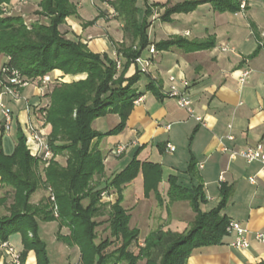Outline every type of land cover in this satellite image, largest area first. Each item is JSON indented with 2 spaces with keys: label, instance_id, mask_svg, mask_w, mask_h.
I'll list each match as a JSON object with an SVG mask.
<instances>
[{
  "label": "crops",
  "instance_id": "0c3cea01",
  "mask_svg": "<svg viewBox=\"0 0 264 264\" xmlns=\"http://www.w3.org/2000/svg\"><path fill=\"white\" fill-rule=\"evenodd\" d=\"M111 1L115 0H104L103 9L96 6L99 15L93 24L82 20L84 29L79 27V31H75L66 24L70 21L68 17L60 31L61 28L69 33L75 31L93 54L108 53L116 61L112 41L120 45L130 40L125 38L120 20L111 15ZM193 1L200 3L192 11L172 13L166 21L161 20L170 8ZM243 1L246 9L232 13L216 11L204 0H148L152 10L148 20L150 43L155 47L172 39L184 41L169 50H157L154 55L149 53L150 47L143 51L142 55L150 59L151 66L149 74L141 75L138 82H144V89L136 90L142 102L134 105L121 134L96 140L93 144L102 153L105 166L98 183L106 186L135 158L141 164L156 165L160 169L159 184L151 193L146 190L145 182L155 185L154 175L156 178L159 175L154 171H140L136 179L123 187L122 206L128 213L134 211L133 228L138 229L142 241L154 232H185L194 221L196 214L190 203L170 197L171 177H178L182 187L203 186L206 196V202L201 205L203 212L217 208L222 199L221 189L226 186L229 194L221 214L228 221L236 220L250 232V247L230 246L236 233L227 231L221 245L196 249L187 264H264V245L254 239L255 233L264 234V168L258 162L249 164L240 157L231 156L257 145L264 136V0ZM39 4L35 12L40 10ZM77 17L81 20L79 15ZM207 42H212L213 46L192 49L193 45ZM225 48L228 51H224ZM8 60L0 54V73ZM245 69L252 72L241 85L239 78ZM136 72L135 65L131 64L126 77ZM59 74L55 80H60L63 73ZM172 76L190 82L194 117L179 108L177 101L168 95L170 84L167 80ZM2 93L0 84V105L3 103L10 109L13 124L10 133L5 132V118L0 112V153L10 155L19 144L20 132L23 133L28 124L43 128L37 113L50 99L42 97L35 84L22 91V100ZM196 117L202 118L206 126ZM120 122L118 114H107L97 119L93 127L100 133H107ZM43 132L49 137L50 125H46ZM230 135L232 140L228 138ZM4 142L10 145L5 148ZM118 145L126 146V151L111 159ZM168 145L175 151L168 152ZM64 159L67 160V156H61L58 162ZM191 163L196 165L192 174L188 171ZM108 191L113 193L112 197L117 196L114 188ZM10 243L14 244L12 240ZM28 258L36 259L33 252ZM8 262L6 253L0 249V264ZM26 264H29L28 259Z\"/></svg>",
  "mask_w": 264,
  "mask_h": 264
},
{
  "label": "trees",
  "instance_id": "16d2710c",
  "mask_svg": "<svg viewBox=\"0 0 264 264\" xmlns=\"http://www.w3.org/2000/svg\"><path fill=\"white\" fill-rule=\"evenodd\" d=\"M9 1L0 0V4ZM204 1L219 12L242 11V0ZM199 3L176 5L167 10L161 20L166 21L172 13L192 11ZM109 5L123 25L125 38L130 40L120 45L112 41L123 62L122 71H118L116 62L108 53L93 54L81 41L70 43L62 40L60 27L68 17L76 14L69 0H42L38 14L45 16L47 23L35 27L31 33L21 23V17L0 20V54L9 58L3 67L18 70L33 81L55 71L63 73L60 82L66 77L76 78L70 83L58 82L50 92L51 101L46 108L45 120L51 127L48 137L50 150L54 158L67 152L66 166L53 158L40 172L39 165L44 161L32 157L22 132L12 154L0 153V185L12 186L16 191L13 203L7 208L8 214L0 216V246L10 243L12 235L20 234L21 250L10 244L21 255L22 264H26L30 252L34 253L36 264H51L46 245L38 235L39 222H57L58 239L69 248L79 247L81 264H138L140 261H145V264H187L196 249L221 245L227 234L230 221L221 214L229 194L226 186L221 189L222 199L217 208L203 212L201 205L206 202L203 186L182 187L178 184V177H171L170 197L188 201L196 214L191 227L182 233L154 232L145 239L143 247L137 245L136 251H129L130 246L138 242L140 232L130 227L131 215L122 206L123 187L136 179L140 171H154L159 175L158 178L154 175L155 185L145 182L146 190L151 193L159 184L160 169L156 165L141 164L135 158L109 186L101 189L100 181L95 183L94 179L103 177L105 166L102 153L93 144L96 140L124 131L134 101L141 95L134 89L141 74L137 71L127 78L126 73L143 51L152 46L148 40V20L152 10L148 0H145L146 8L142 14L137 0H115ZM183 41L172 39L158 43L155 48L158 51L169 50ZM212 46V42H207L193 45L192 49ZM107 114H118L121 122L107 133H100L93 124ZM195 167L191 163L188 171L192 174ZM40 182L54 192L58 217L52 214V203L46 202L40 207L29 203ZM113 188L117 193L116 200L105 202L101 194ZM4 198L0 197V206L5 205L7 200ZM85 201L87 205H83ZM106 206L110 208L111 238L96 244L95 227L98 224L94 217ZM64 228L69 231L66 235L62 234ZM116 241L122 243L121 247L107 254L108 248Z\"/></svg>",
  "mask_w": 264,
  "mask_h": 264
},
{
  "label": "rangeland",
  "instance_id": "374dc122",
  "mask_svg": "<svg viewBox=\"0 0 264 264\" xmlns=\"http://www.w3.org/2000/svg\"><path fill=\"white\" fill-rule=\"evenodd\" d=\"M23 1V0H22ZM41 0H26V4H22L17 0H11L9 2H5L7 6H5L3 3L0 4V20H7L15 17H21V23L24 24V27L26 28L27 32L31 33L35 27H38L40 25H44L47 23V19L45 16L39 15V11L35 12V8L37 5L40 3ZM103 1L104 0H70L71 5H73L76 9V14L80 16L81 20L77 17V15L70 16V21L66 23L69 25L70 28H73V30H78L80 28L84 29V25L82 24V20L85 21V23L91 24L92 22H95L97 20V16L99 15L98 10L96 8L99 7L100 9H103ZM137 6L140 9V14H142L145 11V0H137ZM14 7H16V10H14ZM35 12V13H34ZM36 15V17H34ZM116 19H118L116 17ZM80 27V28H79ZM79 28V29H77ZM67 32L65 28H61V38L65 42H70V43H75L78 41H81V37L78 35L76 32ZM86 33L89 32L85 31ZM91 34L96 36V33L94 31H91ZM116 35V33H113ZM69 35V36H68ZM84 44V43H83ZM85 45V44H84ZM4 56V55H3ZM51 77L53 79H56L58 76H60L59 71H55L50 73ZM76 79V78H75ZM74 78H63L60 82L59 80L53 81L52 86L55 87L57 83L63 84L65 83H70L75 80ZM145 78H143L144 80ZM52 87V90H53ZM134 89H144V82L142 81L141 83H137L134 86ZM51 94V93H50ZM50 94H49V99H50ZM51 99L49 100V102ZM0 112H2L1 106H0ZM10 145V143L4 142L3 147L6 148V146ZM1 146V143H0ZM67 152L57 154L55 156L54 160L59 161L61 159V156H67ZM118 156H115L111 154V159H116ZM63 166H66L67 160H61L60 161ZM48 165V162H41L39 165L40 172L45 168V166ZM95 183L98 182L97 180L98 177H95ZM105 184H101L100 188L103 189L105 188ZM139 186H137V192ZM136 189V188H135ZM15 190L12 188V186H6V187H1L0 188V197H5L6 203L5 205L0 206V216H4L8 214L7 208L13 203V198L15 194ZM113 195V193H112ZM54 197V192L52 189L48 186H45L43 182H40L38 185V188L36 191L32 194L30 197L29 203L33 205L34 207H40L41 204H45L46 202L52 205L51 211L53 216H56L55 214V206H56V200H52L51 198ZM55 198V197H54ZM113 200L115 201L116 197H112ZM88 202L85 201L83 202V205H87ZM58 212V211H57ZM136 213V211H135ZM129 214L132 216V221L130 222V227L133 228L135 225V216L134 211H129ZM59 215V214H58ZM110 218V208L109 206H106L102 209V212L98 213L94 217V221L98 224L95 227V243L100 244L102 241L106 240L107 238H111V232L109 228V220ZM39 230H38V235L42 239V241L45 243L48 257L50 260L51 264H81V251L79 247H68L64 244L63 241L58 239V224L57 222H39ZM69 231L64 228L62 230V234L66 235L68 234ZM21 235L20 234H15L14 236L12 235L11 240L14 243L15 246H18L21 248L22 242H21ZM115 241V240H113ZM122 243L121 242H114V244L108 248L107 254L113 253L116 251V249H119L121 247ZM137 245L140 247L144 246V241L141 239L138 240L137 243H133L129 251L134 252L136 251ZM29 264H36V259L35 261L32 258H27ZM117 264H127L125 262H120ZM138 264H145V261H140Z\"/></svg>",
  "mask_w": 264,
  "mask_h": 264
},
{
  "label": "built area",
  "instance_id": "2783aa9c",
  "mask_svg": "<svg viewBox=\"0 0 264 264\" xmlns=\"http://www.w3.org/2000/svg\"><path fill=\"white\" fill-rule=\"evenodd\" d=\"M22 4H26L27 2L25 0L19 1ZM7 6L6 4H4ZM246 3L245 1L241 4V10H245ZM14 10H16V7H14ZM111 15L113 17H116V13L113 9L111 11ZM224 51H228L227 48L224 49ZM149 53L151 55H154L157 53L156 48L152 45L149 48ZM116 59V65L118 71H121V68L123 66L122 60L117 55V52L115 51ZM137 69V71L141 75H148L149 69L151 66L150 59L145 58L143 55H140L133 63ZM250 69L243 70L241 74V78H239V83L243 85L249 76L251 75ZM0 84L3 89V95H6L7 97L10 96L14 100H22V91L27 88L30 84H35V86L38 87L40 94L42 97L49 96L50 92L52 91V83L53 79L48 74L40 79L37 80H30L26 77H24L20 71L18 70H11L9 67H2L1 73H0ZM169 91L168 95L172 98H174L177 101V104L179 108L187 111L191 117H194V110L192 108V100L190 90H191V84L187 80H177L175 77H170L169 80ZM142 98H138L134 101V105H139L142 102ZM1 109L5 118V132L8 134L10 133V128L13 124V115L10 109L5 105L1 104ZM47 105H44L38 109V116L40 119V122L42 124V127L44 128L47 123L45 120L46 117V108ZM196 120L198 122L203 123V119L200 117H196ZM204 126H206L205 123H203ZM43 128H36V126L32 124H28L26 129H24L23 134L26 139L27 147L35 159H38L40 161H50L54 158L53 153L50 150L49 143H48V136L43 132ZM229 129H232V126H229ZM229 139H233V136L230 135L228 137ZM168 152H174L175 148L172 145L167 146ZM227 150V149H225ZM126 151V146L124 145H118L116 148L113 149L112 154L115 156H121V154ZM232 157H240L245 162L252 164V163H260L262 167L264 168V136L261 142H259L255 146L246 147L245 149H242L238 153H232ZM251 182L254 183V179H251ZM102 199L104 201H110L112 200V195L109 192H103ZM52 200H55L54 197L51 198ZM58 208L55 206V214L58 216ZM227 231L229 233H236V239L230 244V246L234 248L239 249H248L250 247V239L249 235L250 232L244 228L240 223L235 221H230ZM254 239L261 245H264V234L261 233H255ZM6 253L7 257L9 258L8 264H22L21 255L19 252L12 246L10 243H4L0 246Z\"/></svg>",
  "mask_w": 264,
  "mask_h": 264
}]
</instances>
